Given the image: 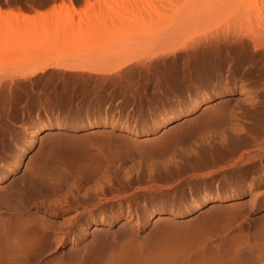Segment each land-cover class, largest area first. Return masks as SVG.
Listing matches in <instances>:
<instances>
[{
	"label": "rangeland",
	"instance_id": "374dc122",
	"mask_svg": "<svg viewBox=\"0 0 264 264\" xmlns=\"http://www.w3.org/2000/svg\"><path fill=\"white\" fill-rule=\"evenodd\" d=\"M263 150L264 0H0V264H264Z\"/></svg>",
	"mask_w": 264,
	"mask_h": 264
},
{
	"label": "bare ground",
	"instance_id": "6f19581e",
	"mask_svg": "<svg viewBox=\"0 0 264 264\" xmlns=\"http://www.w3.org/2000/svg\"><path fill=\"white\" fill-rule=\"evenodd\" d=\"M204 104V101H202V100H197V101H195L193 104H192V106H191V109H190V111H196L197 109H199L202 105ZM182 115L183 114H177V115H174V116H169L168 118H165L164 120H162V122L160 123V125L158 126V129L159 128H161V127H164V126H166V125H168L169 123H171V122H173V121H176V120H178V119H180V117H182ZM48 129V128H47ZM45 130H46V127H43V126H41V127H39V128H37L36 130H34L30 135H31V139L25 144V145H23L21 148H20V151H19V158H18V160L15 162V164H14V166H13V168H12V171L14 172V171H16V170H18L21 166H22V164H23V157H24V155L27 153V150L28 149H31V147H33V145L35 144V142H34V139H35V137L36 136H38L40 133L42 134V132L44 131L45 132ZM230 140V139H229ZM230 142V141H229ZM246 160V159H245ZM255 161V162H252V161ZM256 162H260V163H264V150H263V152L262 151H258V153L256 152V154L255 155H253V156H250V157H248L247 158V160H246V163L247 164H251V163H253L252 165H255V163ZM257 164V163H256ZM246 165V164H245ZM249 166H251V165H249ZM8 175V172H6L4 175H3V177H6ZM57 186V185H56ZM59 187V186H58ZM55 191V190H54ZM42 195V194H41ZM44 195H46V194H44ZM52 195V194H51ZM90 199H92V197H90ZM88 201H90L89 200V198H88V200H87V198H86V200H84V203H87ZM210 201H212V200H209V199H207V198H205V199H203V200H201V202L197 205V208L196 209H198V208H200V207H202L203 205H205L206 203H209ZM91 202V201H90ZM156 218V214H149L148 216H147V221H152L153 219H155Z\"/></svg>",
	"mask_w": 264,
	"mask_h": 264
}]
</instances>
